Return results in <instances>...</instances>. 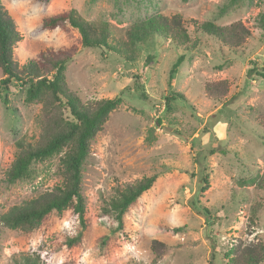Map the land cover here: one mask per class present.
<instances>
[{"label":"rangeland","instance_id":"1","mask_svg":"<svg viewBox=\"0 0 264 264\" xmlns=\"http://www.w3.org/2000/svg\"><path fill=\"white\" fill-rule=\"evenodd\" d=\"M1 2L20 34L13 48L19 66L45 49L74 47L65 71L69 88L83 102L116 96L121 101L91 140L82 167L84 225L71 208L52 211L31 231L0 220V264H22L27 256L40 264H225L232 245L264 243V79L247 73L254 63L264 71V30L256 20L264 0ZM68 9L108 22L116 37L156 15L180 14L199 42L186 50L153 35L135 47L133 60H125L105 46H81L76 29L41 28L43 17ZM192 20H239L251 34L230 49L196 31ZM219 79L227 80L228 91L214 100L204 84ZM26 88L14 81L0 86V216L61 182V153L33 162L27 178L5 179L15 142L34 141L41 132V103L27 102ZM173 92L185 98L172 99ZM150 175L156 176L153 185L119 225L107 207L115 188ZM154 239L165 245L157 257Z\"/></svg>","mask_w":264,"mask_h":264},{"label":"trees","instance_id":"2","mask_svg":"<svg viewBox=\"0 0 264 264\" xmlns=\"http://www.w3.org/2000/svg\"><path fill=\"white\" fill-rule=\"evenodd\" d=\"M257 24L264 30V13L256 17ZM194 27L203 33L217 38L230 49L240 47L250 36L249 29L239 20L226 25H217L211 20L202 22L192 20ZM41 28L63 32L76 29L83 47L105 46L120 54L125 60H133L135 47L143 44L150 36L158 35L169 38L177 47L191 50L199 39H191L184 19L180 14L171 16L156 15L144 22L131 25L125 29L123 37H116L110 24L106 21L94 22L83 18L74 9H68L43 17ZM20 39L12 18L0 0V86L6 88L14 81L21 86L27 85L25 100L41 103V132L38 138L30 141L20 138L15 142V153L12 163L5 172V179L14 182L27 178L31 174V165L36 161H44L55 154L60 156L61 182L22 205L12 206L0 216L2 223L12 229L31 231L37 227L52 211L61 212L71 208L82 225H84L85 202L81 192V173L84 161L91 150V140L102 129L111 111L120 104V97L101 98L83 102L77 93L71 90L66 80V64L72 58L74 47L58 50L45 49L19 66L13 58V48ZM146 60L151 59L149 55ZM184 59L179 55L169 69V78ZM250 76L264 79V71L256 64L247 68ZM138 76H135V81ZM204 91L209 98L221 100L228 91L225 79L206 82ZM171 98L185 97L173 92ZM168 101V98H165ZM6 101V99H5ZM156 176H144L141 179L115 188V195L107 202V207L122 224V216L127 209L148 190ZM206 183V177L202 178ZM264 182V171L260 181ZM203 188V187H202ZM81 236V233L78 237ZM77 237V238H78ZM74 238V237H73ZM76 238V237H75ZM74 238L73 242L76 241ZM165 245L152 240L151 248L155 256L161 254ZM214 247V244L212 245ZM162 250V249H161ZM228 256L225 264H260L264 257V243L238 242L224 253ZM22 264H40L35 257L27 256Z\"/></svg>","mask_w":264,"mask_h":264}]
</instances>
